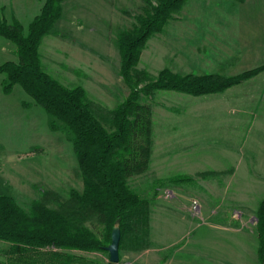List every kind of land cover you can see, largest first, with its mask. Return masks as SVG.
Wrapping results in <instances>:
<instances>
[{"label":"rangeland","instance_id":"rangeland-1","mask_svg":"<svg viewBox=\"0 0 264 264\" xmlns=\"http://www.w3.org/2000/svg\"><path fill=\"white\" fill-rule=\"evenodd\" d=\"M111 1L108 20L93 19V10L84 7L72 15L74 19L63 20V28L54 27L58 37L45 36L38 49L43 70L66 87L81 86L89 99L108 108H114L128 95L119 75L117 36L147 9L143 0H126V5ZM173 27L169 29L166 23L160 33L148 39L138 69L151 77L163 68L171 70L174 63L179 65L174 70H188L192 61L183 62L181 52L174 58L169 50L174 47L168 40L195 37L190 29L184 36L186 29L180 24ZM185 57L189 58V54ZM204 98L160 91L147 101L154 111L151 162L149 169L129 179L128 185L150 202V247L138 252L120 251L117 264H215L202 261V256L212 243L223 247L235 244L234 232L238 235V264H259L255 212L264 195V162L261 158L253 164L248 157L226 156L227 141L215 138L225 135L223 131L231 127L236 132L235 128L205 118V110L200 107ZM244 129L239 126V134H244ZM48 134L45 153L22 158V166L7 165L8 169L0 172V181L5 177L9 180L0 188V195L12 196L25 211L39 197V190L54 191L64 200L70 189H82L67 134L49 129ZM218 169H223V174L210 173ZM204 172L208 173L201 175ZM192 201L198 206L196 210L192 209ZM87 227L101 234L99 228ZM7 246L0 241V264H7ZM67 253L95 264L108 262L106 251ZM227 256L230 257L229 250Z\"/></svg>","mask_w":264,"mask_h":264},{"label":"trees","instance_id":"trees-1","mask_svg":"<svg viewBox=\"0 0 264 264\" xmlns=\"http://www.w3.org/2000/svg\"><path fill=\"white\" fill-rule=\"evenodd\" d=\"M63 1L44 0L26 29L0 17V36L15 46L17 56L16 62L0 65L2 90L9 93L19 86L46 114L48 129L67 134L82 181L81 191L70 189L64 200L54 191L39 190L28 211L12 196L0 195V241L8 244L7 264H95L67 252H104L114 225L120 230L119 252L148 249L150 202L128 185L151 162L154 111L147 101L160 91L193 97L222 93L264 69L224 77L180 75L163 68L151 77L137 68L140 54L148 39L160 33L187 0H143L147 9L117 36L119 75L128 95L114 108L105 107L89 99L81 86L66 87L42 68L38 49L42 38L54 31ZM255 233L257 259L264 264V196L255 212Z\"/></svg>","mask_w":264,"mask_h":264},{"label":"crops","instance_id":"crops-1","mask_svg":"<svg viewBox=\"0 0 264 264\" xmlns=\"http://www.w3.org/2000/svg\"><path fill=\"white\" fill-rule=\"evenodd\" d=\"M119 1L122 5L127 3L126 0ZM43 3L44 0H0V17L8 24L18 22L26 29L39 14ZM111 4V0H64L62 15L55 28H63L61 23L74 19L72 15H77L84 7L93 10V19L106 21L111 13ZM176 24L186 29L184 36L190 29L195 38L168 40L174 47L169 49L174 58L182 53L183 62L190 60L193 63L188 65L186 72L180 73L174 70L179 65L173 62V68H170L174 73L230 77L264 68V0H187L182 9L167 21L169 29ZM49 37L57 38V30L54 29ZM185 54H189V58ZM16 61L15 46L0 36V65ZM3 80L4 75L0 73V168L3 169L0 172L7 170V165L22 166L23 162H19L22 158L45 153L49 135L46 114L19 86H13L9 93H4ZM202 97L205 98L200 107L205 110V118L235 128L236 132L231 127L229 131H223L225 135L215 138L227 141L226 156L248 157L253 164L261 158L264 162V69L222 93L198 98ZM239 126H245L244 134H239ZM235 141L242 143L235 144ZM230 171L233 172V168ZM8 181L7 177L2 179L0 188H4ZM234 237L235 244L230 246L212 243L202 261L238 264L237 232H234ZM228 250L230 257L227 256ZM213 251L219 255L214 256Z\"/></svg>","mask_w":264,"mask_h":264},{"label":"water","instance_id":"water-1","mask_svg":"<svg viewBox=\"0 0 264 264\" xmlns=\"http://www.w3.org/2000/svg\"><path fill=\"white\" fill-rule=\"evenodd\" d=\"M119 241L120 230L118 225H114L110 233V243L104 247V250L108 253V261L112 264L119 262Z\"/></svg>","mask_w":264,"mask_h":264},{"label":"built area","instance_id":"built-area-1","mask_svg":"<svg viewBox=\"0 0 264 264\" xmlns=\"http://www.w3.org/2000/svg\"><path fill=\"white\" fill-rule=\"evenodd\" d=\"M191 205L193 210H196L198 207L195 201H192Z\"/></svg>","mask_w":264,"mask_h":264}]
</instances>
